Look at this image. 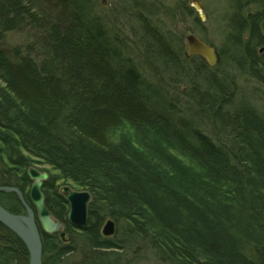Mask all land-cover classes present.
Returning a JSON list of instances; mask_svg holds the SVG:
<instances>
[{
  "label": "trees",
  "instance_id": "trees-1",
  "mask_svg": "<svg viewBox=\"0 0 264 264\" xmlns=\"http://www.w3.org/2000/svg\"><path fill=\"white\" fill-rule=\"evenodd\" d=\"M60 1L66 15L60 14L49 28L30 0H0V40L6 30L23 25L45 31L39 39L41 51L34 43L26 55L15 48L11 58L0 47V174L20 188L34 208L27 170L35 166L47 171V207L73 239L64 243L58 234L42 231L44 264L64 263L77 243L86 248L92 264H127L128 244L122 241L127 239L119 240V229L111 238L100 233L107 215L168 262L264 264V2L251 18L239 13L231 20L233 30L248 33L242 43L245 58L231 53L229 62L220 53L218 64L235 63L261 82L259 105L248 102L232 109V79L226 83L202 59L192 62L196 56L162 47L168 58L163 63L176 71L171 75L191 70L188 94L199 108L194 116L212 129L211 134H183L163 121V114L165 120L172 116L169 109L150 105L151 95L142 89L152 92L138 68L116 59L117 53L106 46L111 36L104 27L82 13L84 24ZM82 5L79 0L69 4L72 13H81ZM242 16L246 23L239 27ZM151 31L162 41L155 26ZM41 52L38 61L35 56ZM182 63L194 66L183 69ZM157 122L175 135L171 138L178 148L195 156L191 167L199 165L201 179L197 187L186 188L188 194L167 182L157 163L148 166L133 156L138 147L122 135L128 126ZM225 133L235 146L217 140ZM62 185L91 194L89 222L80 230L68 221L70 207L60 192ZM4 196L11 206L6 208L15 213L23 209L16 193ZM139 248L143 250H134ZM0 264H29L25 243L1 223Z\"/></svg>",
  "mask_w": 264,
  "mask_h": 264
},
{
  "label": "rangeland",
  "instance_id": "rangeland-1",
  "mask_svg": "<svg viewBox=\"0 0 264 264\" xmlns=\"http://www.w3.org/2000/svg\"><path fill=\"white\" fill-rule=\"evenodd\" d=\"M70 1L64 0L69 9V14L74 15L73 17H79L84 24H87L85 17H83L86 15V19H90V21L94 19L104 27L105 31H107L106 33H108L107 35L111 36V38H106V46L111 49L112 54L117 53L116 59L121 61L127 59L134 67L138 68L141 78L147 83L146 85L149 84V88L147 87V89L154 94L152 95L145 89H142L145 94L151 95L147 96L153 102L150 105H157L159 108L164 107L169 109L172 116H168V119L165 120L167 115L163 114V117H165L163 121L166 125H169V128L180 129L183 134L186 132L192 133L197 130H203L204 133L211 134L212 129H210L211 126L206 122L205 125L198 122L194 116L199 108H195L194 101L188 94L189 75H191L189 71L191 70L184 71L187 74L171 75V72L176 73V71L170 67L168 68V65L163 63L166 62L165 59H168L165 57L166 52L173 53L172 50H175L180 55L185 54L186 56L190 43L188 37L195 35L208 44H214L219 50V53H222V58L224 57L229 62V55L231 53L245 58L246 54L242 43L247 41L248 33L247 31L236 32L235 29L233 30L230 25L231 20L233 16L240 15L239 13L243 14V16L248 15V18H251V15L257 12L259 7L260 11L262 10L261 3L264 2V0H260V3L252 0H79L84 3V5L79 6L81 13H72L71 11H75V9L70 8ZM195 1H198L201 6H197ZM30 2L35 12L47 22L46 26H49V28L62 14L66 15L62 13L65 11L62 6L63 1L30 0ZM241 20L244 22H238L239 27H242L246 23L244 17ZM154 26L161 33L162 41L157 42L159 38L152 33L151 28H154ZM41 34L44 36L45 31L38 28H32L26 25L14 27L13 29L5 31L4 38L0 40V47L11 58L14 55L15 48L21 51V55H26L28 49H32L29 45L34 43L41 51V41H39ZM163 46L167 49L165 53L162 52ZM169 46H172L173 49ZM30 52L35 54L31 50ZM35 58L40 61L43 58L42 52L35 56ZM192 62L199 63L202 60L199 57H195ZM120 64L122 66L125 65L123 62H120ZM231 64L229 63L226 66L223 63L222 65L217 64L211 67L213 69L212 71H215L226 83H229L231 79L233 80V85L229 88L233 96L231 98V108L240 107L243 104H248V102L259 105L261 100L260 96L263 91L261 82L253 76H249L248 73L244 72L243 68L237 66L235 63ZM181 66L183 69H188L190 67L193 68L194 65L190 66L188 63H182ZM203 71L205 72V70ZM161 113H163L162 109ZM180 123L184 124L181 125ZM145 125L142 127L140 125L128 126V129L121 130L122 135L127 134L128 139L130 138L134 142V145L138 147V149H134L136 151L133 156H138L137 159L148 166L151 163L153 166L157 163L158 166L155 165L156 168L162 172L160 173L165 177L167 182L179 187L186 194L188 192L190 193L186 188L197 187L198 179H201L199 165L193 168L190 164L196 161L195 156L178 148L180 145L171 138L173 133L162 126V123L159 124L157 122L150 126ZM185 127L187 128L185 129ZM227 133L224 136H218L217 140L230 148L235 146V144L228 142ZM191 140L193 141L194 139ZM130 149L132 150V147ZM7 181L8 179L0 174V187L5 188L0 189V205L4 208H6L5 204L11 207L4 196L5 193L11 190L6 188L15 187ZM30 190L31 187L27 190L28 194ZM82 192H86V190ZM22 193L24 194V192ZM200 195H202L201 191L196 194V197L198 198ZM24 199L26 202L29 201L25 194ZM21 205L23 207V202ZM6 209L9 210L8 208ZM70 210L67 213L70 225L80 230L88 224V209L86 224L83 227L77 226L72 222L69 215ZM9 211L14 213L11 210ZM22 211H25V208L24 210L19 209L18 212L20 213ZM103 218L105 219L100 229L102 236L111 238L116 235L115 233L119 229L120 235L117 234L118 237L120 236L119 240L124 239V236L127 239L122 240L128 244L127 250L129 252L127 253L129 256H127L128 259H125L127 264H178L177 262H168L165 258L162 259L156 250H153L148 243L136 237L135 233H131L130 235L125 233L124 228L120 226L122 223L112 220L108 215ZM110 220L114 222L115 231L110 230ZM157 226L159 227L158 224H156V228ZM7 229L10 230L8 227ZM123 232L125 235H123ZM55 234H58L64 243L73 240L70 238L71 232L67 231L66 228L63 229L62 227ZM42 243L44 246V240H42ZM140 246L143 250L141 248L137 251L134 250V248ZM140 249L141 251H139ZM74 250V253L72 251L71 255L65 257L63 259L65 262L61 264H92L88 256L85 255L86 248L84 246L77 243Z\"/></svg>",
  "mask_w": 264,
  "mask_h": 264
},
{
  "label": "water",
  "instance_id": "water-1",
  "mask_svg": "<svg viewBox=\"0 0 264 264\" xmlns=\"http://www.w3.org/2000/svg\"><path fill=\"white\" fill-rule=\"evenodd\" d=\"M198 6L200 7V5ZM188 40L190 42L188 48L190 54L199 53L203 55L210 65H214L217 62L218 54L213 45L205 43L195 35L189 36ZM28 174L30 178L33 179L30 198L36 206L39 222L45 233H55L62 228V223L53 218L46 206V197L42 190L43 183L49 178V174L33 168L29 169ZM2 188L5 189L4 187H0V189ZM6 189L18 192L20 199L26 208V214H13L0 205V222L25 242L30 253V264H44V247L41 232L36 222L35 212L26 203L20 189L16 187ZM62 191L65 194L66 200L70 204V219L77 226L83 227L86 224L87 209L91 199L90 193L88 191L82 193L79 191H73L69 186L63 187ZM109 222L110 230L115 231L114 222L112 220Z\"/></svg>",
  "mask_w": 264,
  "mask_h": 264
},
{
  "label": "bare ground",
  "instance_id": "bare-ground-1",
  "mask_svg": "<svg viewBox=\"0 0 264 264\" xmlns=\"http://www.w3.org/2000/svg\"><path fill=\"white\" fill-rule=\"evenodd\" d=\"M1 223V222H0ZM2 224V223H1ZM4 225V224H3Z\"/></svg>",
  "mask_w": 264,
  "mask_h": 264
}]
</instances>
